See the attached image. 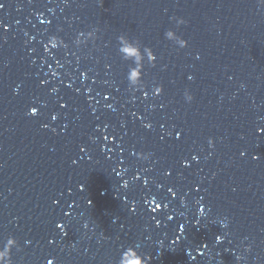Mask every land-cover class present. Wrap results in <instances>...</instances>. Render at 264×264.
I'll use <instances>...</instances> for the list:
<instances>
[{
  "label": "water",
  "instance_id": "95a60500",
  "mask_svg": "<svg viewBox=\"0 0 264 264\" xmlns=\"http://www.w3.org/2000/svg\"><path fill=\"white\" fill-rule=\"evenodd\" d=\"M261 129V0H0L11 264H264Z\"/></svg>",
  "mask_w": 264,
  "mask_h": 264
},
{
  "label": "clouds",
  "instance_id": "9594fccd",
  "mask_svg": "<svg viewBox=\"0 0 264 264\" xmlns=\"http://www.w3.org/2000/svg\"><path fill=\"white\" fill-rule=\"evenodd\" d=\"M261 3H264V0H261ZM178 23L182 24V23H184V21L180 20V21H178ZM80 35L83 36V33H81ZM93 36H94V32H90V33H88L87 38L91 39V38H93ZM165 37L167 40L175 42L180 48H184L187 46L186 41L178 38L176 36V34L171 30H169L165 33ZM118 41L120 44L119 52H121L122 49L125 47H136L139 55L144 57V59L146 57L147 61L150 64H153L154 61L156 60V57L153 54L151 49L145 47V48H143V51H141V45L140 44H137L135 41L130 42L123 35L118 37ZM59 43H62V42L58 41L56 38H52L50 40V45L53 48L57 47V45ZM81 43H83V41L78 37L76 40V44L79 45ZM122 58H123V56H122ZM132 63L135 64L136 61L133 60ZM142 70H143V65H140L138 68V75L136 76L135 80L131 79L130 74L128 73L127 79H128L130 86H132L134 88L135 87H142V83H141L142 82ZM161 90H162L161 88L156 87L154 89V92L157 95H159ZM185 98L189 101H191V99H192V97L190 95H188L187 93H185ZM31 114H35V110H32ZM209 145L210 146L212 145L211 140H209ZM194 159H195V157H194ZM158 208H159V205H157V209ZM222 226H226V225H222ZM58 227H59V225H58ZM220 240H221V238L218 236L217 242H219ZM16 246H17V242L15 239H13L11 237L7 239L6 243L3 245V249L0 250V264H11L10 253H11L12 248H14ZM146 259L147 258L142 257L134 247H128L126 250H124L122 252L118 264H146ZM49 264H51V261H49Z\"/></svg>",
  "mask_w": 264,
  "mask_h": 264
},
{
  "label": "snow or ice",
  "instance_id": "6c2138e0",
  "mask_svg": "<svg viewBox=\"0 0 264 264\" xmlns=\"http://www.w3.org/2000/svg\"><path fill=\"white\" fill-rule=\"evenodd\" d=\"M260 131H261V132H264V129H261ZM257 158H258V157H257ZM51 264H52V262H51Z\"/></svg>",
  "mask_w": 264,
  "mask_h": 264
}]
</instances>
